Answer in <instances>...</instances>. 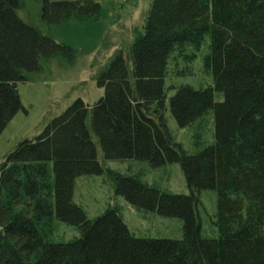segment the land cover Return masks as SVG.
I'll return each mask as SVG.
<instances>
[{"label": "trees", "instance_id": "16d2710c", "mask_svg": "<svg viewBox=\"0 0 264 264\" xmlns=\"http://www.w3.org/2000/svg\"><path fill=\"white\" fill-rule=\"evenodd\" d=\"M40 1L49 22L101 10L94 0ZM23 6L0 0V135L24 108L18 84L40 70L41 59L73 57L70 46L19 15ZM206 37L213 85H182L169 100L181 128L213 112L214 142L187 152L157 113L167 102L171 55ZM96 80L104 94L95 104L78 98L0 164V264H264V0H152L144 33L127 54L117 50ZM215 92L224 99L215 101ZM98 144L107 160L180 163L188 194L139 174L117 175L116 189L137 209L181 219V239L137 237L116 208L88 218L73 196L78 177L104 171ZM203 190L217 192L215 238L202 235ZM55 216L81 235L50 241Z\"/></svg>", "mask_w": 264, "mask_h": 264}, {"label": "rangeland", "instance_id": "374dc122", "mask_svg": "<svg viewBox=\"0 0 264 264\" xmlns=\"http://www.w3.org/2000/svg\"><path fill=\"white\" fill-rule=\"evenodd\" d=\"M19 15L44 35L58 43L70 46L73 57L56 54L42 58L40 70L28 74V80L18 84L23 105L0 135V164L15 149L19 142L33 139L45 126L61 115L75 100L81 98L86 104H95L104 94L97 85V75L109 63L117 50L125 54L135 39L144 33L147 14L152 0H94L100 4L98 15L71 16L59 22H49L41 17L40 0H22ZM210 50V38L200 46L186 45L174 52L168 63L165 79L167 102L157 116L165 120L174 139L187 152H196L214 142V115L208 112L193 124L181 128L176 123L169 107L175 88L190 85L207 88L214 81L211 72L204 66ZM215 101L224 99L222 92L214 93ZM98 141L97 137H94ZM99 160L103 166L100 175L80 176L76 179L74 201L82 206L92 221L110 208H116L130 231L141 238L183 237V221L168 218L156 212L137 209L124 197L118 195L116 177L119 174H139L149 185L162 190L188 194V184L180 163H171L158 168L147 162L107 160L98 144ZM199 215L204 237H218L217 192L203 190L199 196ZM81 235L76 224H68L54 217V230L49 240L69 242ZM3 227L0 224V241Z\"/></svg>", "mask_w": 264, "mask_h": 264}]
</instances>
